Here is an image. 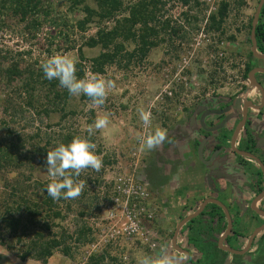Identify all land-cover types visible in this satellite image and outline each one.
<instances>
[{
    "label": "rangeland",
    "instance_id": "rangeland-1",
    "mask_svg": "<svg viewBox=\"0 0 264 264\" xmlns=\"http://www.w3.org/2000/svg\"><path fill=\"white\" fill-rule=\"evenodd\" d=\"M41 1L44 7L55 9L53 13L68 24H73L74 20L79 18L77 14L68 12L66 6L58 3V0ZM228 1L231 6L223 25L225 35L219 41L217 34L205 31L206 18L209 16L207 7L197 8L193 0H189L187 5L183 4V0H166L164 16L171 20L172 26L183 28L186 40L181 41L179 37H171L165 32L163 42L143 59L138 54H132L131 59L128 58L129 53L134 50L133 46H128L114 65L106 68L102 75H98L114 84V87L108 90L105 103L101 106L81 100L80 96H72L65 111H74L75 115H69L61 120L60 113H52L48 118L39 114L40 102L37 104V101L41 99L42 90L38 86L34 85L32 106L28 105L29 99L24 96L22 81L16 83L14 88L1 92V95L7 92L6 97L3 95L0 100V118L8 123V129L11 131L9 140L20 139L29 143L38 131L42 138L50 137L54 140L52 151L53 145L58 144L60 135L72 133L79 138H89L88 140L95 145L96 155L103 161V167L100 169L102 172L92 169L82 171L78 178V181L84 183L80 196L58 202L51 211L60 212L61 217L53 218L50 231H43L44 236L50 233L60 238L64 233L76 235L78 229L88 227L92 232V242L87 245L75 243L74 235L71 240H66L70 248L69 256L55 252L46 264H87L90 256L101 253L102 250L92 253L89 257L87 255L89 246L96 241L97 230L93 227L92 221L94 219L100 221L105 217L106 201L101 202L100 194L97 199V192L100 193L103 183L112 181L117 172L124 171L135 175L139 165H142L143 175L149 176L153 188L169 183L171 177L178 173V168L167 171L163 166L172 165V168H175L180 164L176 160L177 152L173 143L175 139L171 135L175 133L172 129L176 126H185L187 116L184 117L182 113L187 115L201 101L209 99L215 101L226 97L231 99L240 88H243V65L250 47L248 25L258 0ZM7 16H10L9 12ZM5 17L3 16V19ZM193 17H197L198 21L195 22ZM186 19H189V24ZM1 25L0 50L10 52L13 56L24 53L26 63L40 69V72L42 63L57 54L67 55L75 59L76 63L79 62L76 49L97 30L92 26L83 34L74 29L73 34L69 33L68 45L62 38L54 37L55 33L48 26L42 27L35 36H32L16 19L7 17ZM230 36H233L234 40L228 43L227 37ZM70 47L74 50H69ZM82 51L86 59L81 62L84 67L83 79H86L94 76L90 73L88 61L99 53V49L82 48ZM168 93H171V96H168ZM141 112L149 115L151 134L157 129L166 131L165 141L151 151L146 150L144 146L139 149L137 144L145 124ZM104 116L109 119V125L104 129H94L93 134L89 135L88 127ZM34 141L39 142L38 139ZM43 143L44 140L41 145ZM156 149L159 157L154 152ZM136 150L139 152L133 158L132 153ZM134 164L137 167H134ZM32 166L31 170H16L5 175L7 184H12L16 178L22 181L24 177H32L33 180L40 182L50 181L46 168L37 158L32 162ZM1 179L4 177L0 178V204L6 195H10V190L7 189L9 185H5L6 181ZM41 194L39 192L38 202L43 199ZM43 209L46 212V207ZM42 223L41 220L37 231L42 230ZM29 236L23 239V243L28 241ZM6 240L7 245L12 248L0 246V264H42L31 259L20 261L18 253L21 246L15 244L12 238ZM118 252H122L123 258L125 257L126 260L123 261L125 264L131 262L141 264L139 256H146L134 245H125ZM250 259L253 260L251 255L246 257L244 262ZM101 264L113 263L105 260Z\"/></svg>",
    "mask_w": 264,
    "mask_h": 264
},
{
    "label": "trees",
    "instance_id": "trees-1",
    "mask_svg": "<svg viewBox=\"0 0 264 264\" xmlns=\"http://www.w3.org/2000/svg\"><path fill=\"white\" fill-rule=\"evenodd\" d=\"M193 1L195 7L202 6L198 0ZM188 2L189 0H183L184 5H187ZM58 3H63L68 12L77 14L79 18L74 20L73 24H68L61 17L56 16V13H53L55 9L44 7L41 0H0V28L6 18L10 17L23 24L25 30L32 36H35L42 27L48 26L55 33L54 37L62 38L63 42L68 44L69 33L73 34L74 29L85 34L90 27L94 26L97 29L95 34L87 37L76 49L79 58V62L76 63L79 79L84 78V67L81 62L86 61L82 48L99 49V53L88 61L90 73L98 76L102 75L106 68L114 65L128 46H133L134 49L132 53H129L128 58L132 54H138L143 59L152 49L157 48L163 42L165 32H168L171 37H179L181 41L186 40L183 28L172 26L171 20L165 18L166 0H58ZM230 6V1L222 0L218 4L217 11L208 17L205 25V31L217 34L219 41L225 35L223 25L228 18ZM7 11L10 16H7ZM3 16L6 17L3 19ZM193 20L197 22L198 18L193 17ZM186 22L189 24V19H186ZM251 22L252 18L248 25L249 30H251ZM181 32H183L182 35ZM255 36L257 44H261V50L264 52V22L261 19L256 27ZM227 39L232 41L234 37L230 36ZM69 50H74V48L70 47ZM24 55V53H18L13 56L10 52L5 53L0 50V100L3 95L6 97L7 94L6 92L1 95V92L14 88L16 83L22 81L24 96L29 99V106H32L33 103L34 85L41 88V99L37 101V104L40 102V115L48 118L52 113H60L61 120L66 119L69 115H75L74 111H65L72 97L67 89L61 87L57 80H47L40 69H35L26 63ZM250 68L249 65L244 69L243 79H246ZM80 98L91 101L83 95ZM9 135H11V131L8 129V123L0 118V178L4 177L1 180L6 181L5 185H9L5 175L12 174L16 170L33 169L34 159L37 158L40 164L45 165L47 152L51 151V146L55 143L50 137L42 138L38 131L35 137L29 140V143L20 139L9 140ZM74 138L78 137L72 133L60 135L58 144L53 145L52 150L61 143H70ZM35 139H38L39 142L34 141ZM43 140L44 143L41 145ZM49 183L50 181H35L32 177H24L22 181L16 178L7 187L8 191L10 190V195H6L0 204V246L7 249L12 248L7 245L8 240H6L12 238L15 244L21 246L20 253H18L20 261L31 259L46 264L55 252L69 256L70 248L67 246L66 240H71L75 234L66 235L64 233L60 238L50 233L47 236L43 234L44 230H51L53 218L61 217V213L51 211L52 208L58 202H64L63 199L56 201L48 196L46 189ZM103 184L105 189H101L100 193L97 192V199L102 195L101 202L109 200L111 188L110 184ZM39 192L43 196L40 202L37 200ZM44 207H46V212ZM41 220L43 222L42 230L37 231L36 228ZM27 236H29L28 241L23 243V239ZM91 237L90 228L78 229L75 243L87 245L92 242L93 238ZM116 249L118 248L107 246L101 253L90 256L87 264H101L105 260H109L113 264H125L122 260V252H118L120 248L117 251Z\"/></svg>",
    "mask_w": 264,
    "mask_h": 264
},
{
    "label": "flooded vegetation",
    "instance_id": "flooded-vegetation-1",
    "mask_svg": "<svg viewBox=\"0 0 264 264\" xmlns=\"http://www.w3.org/2000/svg\"><path fill=\"white\" fill-rule=\"evenodd\" d=\"M262 13H264V5L259 17V20L264 22ZM250 31L248 39L250 47L246 52L247 58L243 65L244 69L246 66H251L247 77L253 69L264 70V59L255 58L251 53ZM261 49V44H257V53L264 55ZM254 76L263 89L264 95V73L258 71ZM247 77L244 79L243 88H240V91L231 99L226 97L215 101L211 99L201 101L187 115L182 113L184 117L187 116L185 126L184 128L176 126L172 129L175 133L171 135L175 139L173 143L177 152L176 160L180 164L175 168H172V165L163 166L167 168V171L177 168L179 171L180 166H189L186 172L191 177L198 172L201 166L206 167L207 179L209 177L212 180L211 186L221 187L217 189L218 198L203 199L191 206L193 200L188 194H184V199H182L184 201H181L175 209L167 196L173 195V190L175 195L183 194L181 183L184 182L185 177H180L177 173L175 177L174 175L171 177L169 183L153 188L149 176L143 175L141 171L142 165L136 169V178L145 185L151 204L163 216L162 228L168 233L169 238L159 257L160 260H157L158 258L154 262L151 260L152 264H164L169 258L177 259L180 264H264V231L253 236L256 230L264 226V98L259 90L254 87L250 88L251 91L245 101L254 105L255 108L251 106L245 108V104H240L241 111L231 109L226 113H220L227 107L235 106L234 101L239 94L249 89ZM202 117H204L203 123L206 129L215 127H221V129L212 133L205 131L200 124ZM209 148L212 153L204 160L201 151ZM154 152L159 157L157 149ZM241 153L247 155L243 156ZM214 154L221 159V163L210 161ZM226 163L234 169L235 175L230 177L231 180H228L222 172V165ZM214 174L216 177L213 176ZM215 179H217L216 185L213 182ZM209 200H215L224 206L229 214V224L224 210L214 203L211 204ZM206 201L203 211L186 221L177 232L179 224L185 218L194 215L200 205ZM187 208L192 209L190 214H186L190 210L187 211ZM174 212L180 215L176 217L177 222L171 221ZM167 221H171L170 224L166 223ZM163 231L162 234H165ZM176 232L177 248L172 244ZM252 236L253 239L249 243ZM220 239H222L221 244H219ZM224 248L232 249L236 253H230ZM178 249L187 251L188 256L181 254ZM250 255L253 260L244 262L245 258Z\"/></svg>",
    "mask_w": 264,
    "mask_h": 264
},
{
    "label": "clouds",
    "instance_id": "clouds-1",
    "mask_svg": "<svg viewBox=\"0 0 264 264\" xmlns=\"http://www.w3.org/2000/svg\"><path fill=\"white\" fill-rule=\"evenodd\" d=\"M44 77L49 80H57L61 87L67 89L72 96H86L93 105L101 106L105 103L108 90L114 87L111 81H106L98 76L86 79L77 77L76 61L67 55H55L47 59L41 65ZM141 118L145 125L150 124L147 113L141 112ZM109 125L107 116L98 118L87 129L89 135L94 129H104ZM166 139V131L157 129L149 135L143 146L146 150H153ZM45 168L50 183L47 186V194L53 200L59 201L76 199L80 196L84 183L78 181L82 171L92 169L100 171L103 167L102 159L95 153V145L88 139L74 138L68 144H59L54 150L47 152ZM141 264H152L151 258H144ZM164 264H180L175 258L166 259Z\"/></svg>",
    "mask_w": 264,
    "mask_h": 264
},
{
    "label": "built area",
    "instance_id": "built-area-1",
    "mask_svg": "<svg viewBox=\"0 0 264 264\" xmlns=\"http://www.w3.org/2000/svg\"><path fill=\"white\" fill-rule=\"evenodd\" d=\"M221 1L200 0L199 3L208 8L210 16L217 11ZM168 96H171V93H168ZM149 135L150 124H144L142 134L137 139L139 149ZM138 152L134 151L132 157H136ZM106 184H110L111 188L109 200L104 204L105 217L100 221H92L97 234L96 241L89 246L88 257L96 251H103L107 246L121 250L125 245H134L139 246L138 251L151 260L159 258L169 238L162 228L163 216L151 204L145 185L135 175L124 171L117 172L112 181H106ZM162 231L165 234H162ZM123 260H126L125 257Z\"/></svg>",
    "mask_w": 264,
    "mask_h": 264
},
{
    "label": "crops",
    "instance_id": "crops-1",
    "mask_svg": "<svg viewBox=\"0 0 264 264\" xmlns=\"http://www.w3.org/2000/svg\"><path fill=\"white\" fill-rule=\"evenodd\" d=\"M204 143H205V141H204ZM201 152H202V158L204 160H206V158H208V156L212 153V151H211L210 148L209 149H206V151L205 150H202ZM210 160H211V162L213 161L215 163H218V162L221 163L220 162L221 159L218 158L217 156H214V155L211 156V159ZM227 163L229 164V161ZM227 163L222 165V167H223L222 172H223V174H225V176H226V178L228 180H231L230 177H233L235 175V173H234V169L232 168V166L231 165L230 166L227 165ZM180 167L181 168H179L178 176L183 177V178L185 177L184 182L181 183L182 188H183V190L181 192H183V194H177V195H175V192L173 190L172 191V194L173 195L167 196L170 199L169 201H172L171 205L172 206L174 205L175 206V209H177L176 207L179 206V203L181 201H184V200H182V199H184V196H185L184 194H188L189 195V198H191L193 200V204L191 206H194L197 202H200L203 199H207V198H215L216 199V198L219 197L217 195V189H220L221 187L220 186H216V187H212L211 186L212 180H210L209 177L207 179V172L208 171L206 170V167H202L201 166V168L198 170V172L195 175H193L194 177L193 176L192 177L191 176H188L189 173L186 172L187 171L186 168H189V166H186V167L180 166ZM182 169H184V170H182ZM213 176L216 177L215 174ZM216 180L217 179H215L213 181L214 182V185H216L215 184L216 183L215 182ZM220 183H222L221 180H220ZM225 195H226V193H225ZM173 198H174V200H173ZM188 209H190V208H187V211H188ZM190 210L186 214H190L192 212V209H190ZM172 215L173 216H171L172 217L171 221L172 222H174V221L177 222L176 221V217L178 218L180 215L177 214V212H174ZM171 221H167L166 223L169 222V224H170ZM139 257H140L141 260H143L144 258H146V256H144V255H141ZM157 260H160V259L158 258ZM153 262H154V260H153Z\"/></svg>",
    "mask_w": 264,
    "mask_h": 264
},
{
    "label": "water",
    "instance_id": "water-1",
    "mask_svg": "<svg viewBox=\"0 0 264 264\" xmlns=\"http://www.w3.org/2000/svg\"><path fill=\"white\" fill-rule=\"evenodd\" d=\"M263 5H264V0H260L259 1V3H258V5H257V7H256V10H255V13H254V15H253V19H252V22H251V31H250V42H251V53H252V55L255 57V58H258V59H264V55H260V54H258L257 53V41H256V36H255V31H256V27H257V25H258V21H259V17H260V13H261V9H262V7H263ZM258 71H260V72H263L264 73V70L263 69H253V70H251L250 72H249V74H248V88L249 89H247L246 91H244L242 94H239V96L236 98V100L234 101V105L235 106H233V107H227L224 111H222V112H220V113H226V112H228L229 110H231V109H233V110H237V111H241L242 109H241V106H240V104H245L244 105V107L246 108L247 106H251V107H253V108H255L254 107V105H252L251 103H247L246 101H245V98L247 97V95L249 94V91H251L250 90V88H256L257 90H259L260 91V93H261V95H262V98H264V95H263V89L261 88V86L256 82V80H255V73H257ZM246 103H245V102ZM244 112V111H243ZM203 118L204 117H202V119L200 120V124H201V127L203 128V129H205V131H207V132H209V133H212V132H216L219 128L221 129V127H215V128H210V129H206V127H205V125H204V123H203ZM243 156H246L247 154H245V153H241ZM214 156H217V154H214ZM201 159V158H200ZM211 161V160H210ZM210 201V203L212 204V203H214L215 205H217V206H219V207H221L223 210H224V215L226 216V218H227V220H228V224L230 223V220H229V214H228V212L225 210V208H224V206L223 205H221L219 202H217V201H215V200H209ZM206 203H207V201L206 202H203L201 205H200V207H199V209H198V211L194 214V215H192V216H189V217H187V218H185L180 224H179V226H178V228H177V232H178V230L180 229V227L183 225V224H185V222L186 221H188L189 219H192L193 217H195V216H198L202 211H203V208H204V206L206 205ZM230 227V226H229ZM228 227V228H229ZM262 231H264V226L262 227V228H259L258 230H256L254 233H253V236H255V235H257L259 232H262ZM177 232L175 233V235H174V238H173V246L175 247V248H177L176 247V243H175V239H176V236H177ZM253 236L250 238V240H249V243H251V241H252V239H253ZM221 241H222V239H220V241H219V244H221ZM226 251H228V252H230V253H236L234 250H232V249H229V248H224ZM179 250V252L181 253V254H184L185 256H188V253H187V251H182V250H180V249H178Z\"/></svg>",
    "mask_w": 264,
    "mask_h": 264
}]
</instances>
